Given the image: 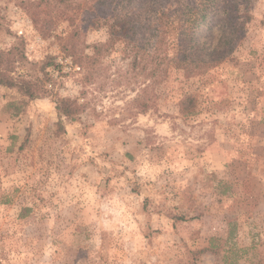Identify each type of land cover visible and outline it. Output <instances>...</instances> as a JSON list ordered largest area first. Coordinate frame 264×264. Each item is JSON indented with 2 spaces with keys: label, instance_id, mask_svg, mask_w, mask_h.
<instances>
[{
  "label": "rangeland",
  "instance_id": "374dc122",
  "mask_svg": "<svg viewBox=\"0 0 264 264\" xmlns=\"http://www.w3.org/2000/svg\"><path fill=\"white\" fill-rule=\"evenodd\" d=\"M56 1L0 0V50L22 38L17 74L47 76L52 91L0 86V264H264V0H249L246 38L201 76L211 103L189 117L172 83L140 112L143 81L114 52V81L83 85L59 40L69 21L43 35L29 14ZM57 96L87 109L60 119Z\"/></svg>",
  "mask_w": 264,
  "mask_h": 264
},
{
  "label": "trees",
  "instance_id": "16d2710c",
  "mask_svg": "<svg viewBox=\"0 0 264 264\" xmlns=\"http://www.w3.org/2000/svg\"><path fill=\"white\" fill-rule=\"evenodd\" d=\"M248 3L249 0H57L51 9L34 3L28 4V9L43 35L59 19L69 21L70 29L59 40L62 51L79 66L83 85L98 82L103 76L112 80V65L105 56L114 52L130 61L124 71H131L143 81L133 100L140 112L153 108L157 99L170 91L172 83L181 92L179 114L189 117L211 103L205 94L210 83L201 76L233 59L246 38L247 24L252 19ZM99 29L106 30V40L88 43V33ZM211 38H216L215 42ZM28 62L22 38L9 49L0 50V86L16 88L28 100L52 93L47 76L43 80L17 74ZM53 64L54 57H50L41 64V70L48 75L47 69ZM55 103L58 117L70 120L78 119L88 105L63 96H57ZM212 239L209 247L196 253L215 251V238Z\"/></svg>",
  "mask_w": 264,
  "mask_h": 264
}]
</instances>
